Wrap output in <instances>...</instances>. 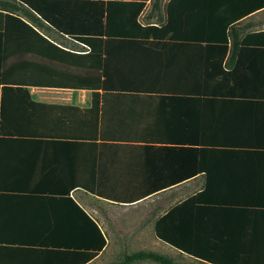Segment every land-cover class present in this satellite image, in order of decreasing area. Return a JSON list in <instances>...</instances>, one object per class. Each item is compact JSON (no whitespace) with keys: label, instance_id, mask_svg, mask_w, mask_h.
<instances>
[{"label":"crops","instance_id":"1","mask_svg":"<svg viewBox=\"0 0 264 264\" xmlns=\"http://www.w3.org/2000/svg\"><path fill=\"white\" fill-rule=\"evenodd\" d=\"M151 2L146 0L139 20L164 27L170 4V37L108 42L104 120L92 109L89 89L32 86V100L45 106L29 104L23 111L18 93L0 88L4 264L83 258L99 243L89 219L106 245L86 264H112L140 251L208 264L156 234L164 216L193 198L181 222L188 247L196 239L210 243L200 248L205 254L264 258V47L242 44L264 30V8L236 22L222 59L223 1L163 0L154 12ZM42 30L68 51L87 49L46 24ZM26 59V80H64L49 73L51 66L82 72L45 58ZM37 64L41 72L34 75ZM5 99L4 110L13 114L1 123Z\"/></svg>","mask_w":264,"mask_h":264},{"label":"trees","instance_id":"2","mask_svg":"<svg viewBox=\"0 0 264 264\" xmlns=\"http://www.w3.org/2000/svg\"><path fill=\"white\" fill-rule=\"evenodd\" d=\"M163 0H152V12L161 10ZM176 1V0H172ZM225 8L219 13L222 22L218 26L224 30L222 59L228 51V42L232 36L236 22L242 18L264 8V0H219ZM146 7V0H0V88L3 94L10 91L18 93L23 111L26 105L44 107V104L32 100L29 88L32 86H52L70 89H89L93 93L92 109L102 114L104 120L107 115L106 101L109 94L106 54L108 42L112 38H128L130 41L148 42L170 37V4L165 7L166 24L160 28L156 25H145L139 17ZM211 21V20H210ZM211 21L209 24L211 25ZM54 29L63 36L84 45L87 49L83 53L68 51L47 35L43 25ZM230 29L227 32V29ZM212 40V38H208ZM234 41L235 37H234ZM257 43L264 47V30L251 34L244 43ZM27 56L37 59H48L55 65L63 64L82 70L81 74L59 71L57 66H51L49 73L64 75L62 81L26 80L24 77L31 71V61ZM91 71V72H90ZM41 66L33 68V74H40ZM16 75L18 78H16ZM26 99V102H25ZM4 100V99H1ZM5 101H1V123L12 114L4 110ZM25 116V112L21 113ZM105 114V115H104ZM183 179L179 178L178 182ZM103 198H114L104 193H95ZM196 198L185 201L169 214L164 216L156 226L157 237L173 246L182 253L193 256L197 260L208 264H264V258L228 256H214L202 253L200 249H208L210 243L194 240L192 247L184 241V212L186 207ZM84 213V212H83ZM85 214V213H84ZM87 216V215H86ZM89 218V217H88ZM94 225L98 235V245L87 251L86 256L67 264H86L94 259L105 247L106 240L100 228ZM179 222L180 224H176ZM227 243L221 246L227 248ZM223 250V249H222ZM141 261H152L159 264H182L174 259L151 251H140L126 254L112 264H135ZM0 264H4L0 260Z\"/></svg>","mask_w":264,"mask_h":264},{"label":"rangeland","instance_id":"3","mask_svg":"<svg viewBox=\"0 0 264 264\" xmlns=\"http://www.w3.org/2000/svg\"><path fill=\"white\" fill-rule=\"evenodd\" d=\"M52 37H54V35H51ZM55 39H57V40H60V39H58V38H55ZM115 259H113V261H114ZM117 260V259H116ZM179 260H181V259H179ZM108 261L106 260V259H101V260H99L96 264H106Z\"/></svg>","mask_w":264,"mask_h":264}]
</instances>
